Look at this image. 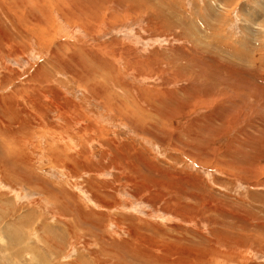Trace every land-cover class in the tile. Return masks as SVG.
Segmentation results:
<instances>
[{"label":"rangeland","instance_id":"rangeland-1","mask_svg":"<svg viewBox=\"0 0 264 264\" xmlns=\"http://www.w3.org/2000/svg\"><path fill=\"white\" fill-rule=\"evenodd\" d=\"M76 260L264 264V0H0V264Z\"/></svg>","mask_w":264,"mask_h":264},{"label":"bare ground","instance_id":"bare-ground-1","mask_svg":"<svg viewBox=\"0 0 264 264\" xmlns=\"http://www.w3.org/2000/svg\"><path fill=\"white\" fill-rule=\"evenodd\" d=\"M138 1V0H137ZM136 3V2H135ZM103 4V3H102ZM141 4V3H140ZM88 5V4H87ZM98 5V4H97ZM100 6V5H99ZM92 17V16H91ZM7 257V256H6ZM78 263H81L79 260H76V262H73L72 264H78ZM83 264V263H81Z\"/></svg>","mask_w":264,"mask_h":264},{"label":"crops","instance_id":"crops-1","mask_svg":"<svg viewBox=\"0 0 264 264\" xmlns=\"http://www.w3.org/2000/svg\"><path fill=\"white\" fill-rule=\"evenodd\" d=\"M7 238H8V232H7Z\"/></svg>","mask_w":264,"mask_h":264}]
</instances>
